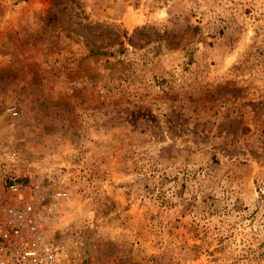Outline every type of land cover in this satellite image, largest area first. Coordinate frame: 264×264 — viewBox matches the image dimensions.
Listing matches in <instances>:
<instances>
[{"label": "rangeland", "instance_id": "obj_1", "mask_svg": "<svg viewBox=\"0 0 264 264\" xmlns=\"http://www.w3.org/2000/svg\"><path fill=\"white\" fill-rule=\"evenodd\" d=\"M2 157L67 264H264V0H0Z\"/></svg>", "mask_w": 264, "mask_h": 264}, {"label": "built area", "instance_id": "obj_2", "mask_svg": "<svg viewBox=\"0 0 264 264\" xmlns=\"http://www.w3.org/2000/svg\"><path fill=\"white\" fill-rule=\"evenodd\" d=\"M0 158V264H67L64 247L44 228L43 198ZM58 191L57 196L66 195Z\"/></svg>", "mask_w": 264, "mask_h": 264}, {"label": "trees", "instance_id": "obj_3", "mask_svg": "<svg viewBox=\"0 0 264 264\" xmlns=\"http://www.w3.org/2000/svg\"><path fill=\"white\" fill-rule=\"evenodd\" d=\"M93 41V40H92ZM91 41V42H92ZM90 42V41H89ZM93 46H91V48L93 49V51H98V50H95L94 48H95V46H97V43L95 42V41H93L92 43H91Z\"/></svg>", "mask_w": 264, "mask_h": 264}]
</instances>
